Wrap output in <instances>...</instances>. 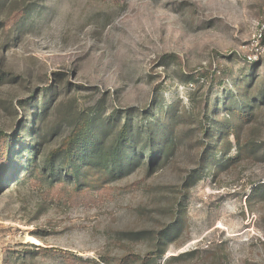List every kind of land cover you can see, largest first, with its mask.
<instances>
[{
    "label": "rangeland",
    "instance_id": "obj_1",
    "mask_svg": "<svg viewBox=\"0 0 264 264\" xmlns=\"http://www.w3.org/2000/svg\"><path fill=\"white\" fill-rule=\"evenodd\" d=\"M30 1L15 37L0 28V130L57 84L59 101L134 125L162 104L176 145L155 172L129 165L78 200L63 182L8 178L0 264H264V0Z\"/></svg>",
    "mask_w": 264,
    "mask_h": 264
},
{
    "label": "trees",
    "instance_id": "obj_2",
    "mask_svg": "<svg viewBox=\"0 0 264 264\" xmlns=\"http://www.w3.org/2000/svg\"><path fill=\"white\" fill-rule=\"evenodd\" d=\"M35 10L36 5L30 0H0V28L8 30L10 38L15 37ZM195 76L189 77L190 82L197 80ZM214 76L217 72L197 75L198 79L212 80ZM5 79L6 74L1 73L0 84ZM61 90L59 85L53 84L42 93L34 92L29 99L20 101L19 106L29 112L27 120L11 134L0 130V184L18 175V178L37 177L52 185L63 182L72 189L69 197L78 200L90 189L116 179L129 165L146 166L152 173L173 154L176 144L172 133L156 121L158 114L173 116L171 109L164 110L160 103L148 107L141 113L140 124L134 125L129 115L123 119L118 112L107 115L102 102L79 108L73 100L59 101ZM231 105L224 106L233 113ZM53 108L61 116L49 123ZM59 127L65 129L61 134ZM58 134V141L49 143L48 137ZM143 134L145 144L140 139ZM219 146L217 143L213 148L219 151ZM14 155L25 159L19 168L13 167ZM253 191L264 194V184ZM141 264H145V260Z\"/></svg>",
    "mask_w": 264,
    "mask_h": 264
}]
</instances>
